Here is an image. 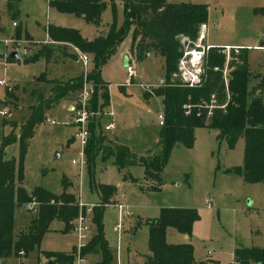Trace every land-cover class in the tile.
Listing matches in <instances>:
<instances>
[{
	"label": "rangeland",
	"instance_id": "1",
	"mask_svg": "<svg viewBox=\"0 0 264 264\" xmlns=\"http://www.w3.org/2000/svg\"><path fill=\"white\" fill-rule=\"evenodd\" d=\"M165 1L206 5L208 20L200 28L194 48H204L206 39L209 46H227L226 54L230 48L247 49L249 72L264 78V14L260 12L264 8V0ZM106 3L107 8L97 27L81 17L59 12L48 5V0H0V40L16 37L31 41L25 58L49 46L54 47L57 58L66 59L62 57L67 56L66 48L48 43L47 27L75 29L82 36L91 38L106 29L112 20L118 25L123 22L121 0H106ZM13 23L19 27L14 28ZM18 33L20 37L16 36ZM129 38L121 43L100 70L102 81L106 86L110 84L109 102L115 109L118 126L114 135L104 133L103 136L107 140L105 144L127 149L136 161L120 170L113 157L103 160L99 154L90 170L87 165L81 171L79 166L72 165L79 152L75 137L77 130L72 125L71 114L66 110V100L62 99L46 110L43 121L34 127L23 158L21 186L28 192L40 187L54 196L63 192L75 196L84 206V225L89 228L87 242L95 232L91 211L93 206L101 203L99 187H110L111 193L103 208L102 226L112 254L111 264H141V256L150 253L145 222L158 217L163 208L197 210L199 220L187 236V243L193 246V257L197 261L231 264L236 245L264 247V184L245 183L239 175L227 172L243 163V137H239L234 148L229 149L224 140L217 139L216 131L196 128L192 147L177 145L172 149L158 183L146 177L140 160H149L161 151L157 143L160 129L157 117L162 113V106L160 98L152 94L166 80V67L164 57L157 52L150 53L140 63L126 55ZM179 39L184 51L181 57L184 70L199 77L202 57L188 48L184 37L179 36ZM10 51V47L6 51L0 49V81L6 83L0 86V101H6L7 95H10L6 107L0 103V111L5 112V116H0V138L10 133L17 138L20 125L26 123L32 114L31 106L36 105L38 99L48 100L47 79L67 82L83 74L80 64L67 59L60 61L56 57L48 61L44 57L30 62H24V58L8 61L6 57ZM126 57L141 75L140 80L135 79L132 85L127 86ZM91 70L92 63H89L88 72ZM180 72L178 69V76L182 79ZM38 78H41L40 82H37ZM257 81L254 79L253 85ZM262 98L264 103V89ZM47 119L54 123H48ZM5 121L17 122V126L3 125ZM18 152L19 142L15 140L4 149V156L6 159L17 158ZM207 199L211 201V208L205 205ZM117 205L127 207L130 216L119 221ZM34 215L35 212L24 206L18 207L14 212V232L25 229ZM117 223L120 224L119 230L116 229ZM77 226L78 222L74 221L73 228ZM73 228L64 232V224L54 220L38 249L27 258L10 257L4 264H48L40 253H71L77 250L78 236ZM171 231V243L185 241L183 237L186 235L174 229ZM84 258L85 264H97L99 259L92 254Z\"/></svg>",
	"mask_w": 264,
	"mask_h": 264
},
{
	"label": "trees",
	"instance_id": "2",
	"mask_svg": "<svg viewBox=\"0 0 264 264\" xmlns=\"http://www.w3.org/2000/svg\"><path fill=\"white\" fill-rule=\"evenodd\" d=\"M121 2L124 15L122 24L118 25L112 20L92 40L84 38L75 29L53 25L46 29L47 37L57 43V47L67 49L72 46L91 57L92 70L87 79L92 82L94 93L89 101L90 110L102 112L109 105L108 86L102 81L100 70L121 43L130 37L129 55L135 61L140 63L150 53L157 52L164 57L166 67V80L152 94L160 98L164 118L158 133L161 151L149 160H140L146 177L158 183L172 149L177 145L192 147L194 130L206 128L216 131L217 139L224 140L229 149L234 148L239 137H243V163L227 172L239 175L245 183H264V78L249 72L247 49L230 48L226 54V48L208 47L202 57L199 83L189 87L178 76V63L184 52L179 36L187 40L188 48L195 49L200 28L208 20L207 6L171 4L165 0ZM48 5L59 12L81 17L97 27L107 8L106 0H48ZM260 12L264 14V8ZM16 36L20 37L19 33ZM53 49L45 47L23 61L30 62L39 57L48 61L56 56ZM62 57L75 59L71 53ZM254 79L258 81L253 85ZM47 85V91L50 92L48 100L38 99L37 104L31 106L32 114L26 123L20 125L19 136L16 138L10 133L0 138V259L4 261L10 257L27 258L38 249L54 220L62 222L64 232H67L72 230L73 222L82 213L83 207H80L79 200L71 194L63 192L54 196L40 187L28 192L20 183L27 142L33 136L35 125L42 122L45 111L60 100L77 99L83 86V77L81 75L67 82L48 81ZM3 125L15 128L17 123L5 121ZM100 128L99 119L91 121L88 126L90 138L85 157L89 170L99 154L103 160L113 157L120 170L136 161L127 149L105 144L107 140ZM15 140L19 142L18 157L6 159L4 149ZM99 189L101 203L93 206L91 211L95 232L80 249V255L92 254L99 257L97 264H111L112 254L102 226L103 208L111 188L100 186ZM33 199L38 203L37 213L25 229L15 233V210ZM198 220L197 210L190 208H163L158 217L147 219L145 223L148 227L150 254L144 256L142 264H206L194 259L190 243L169 244L166 240L168 229L190 236ZM76 252H42L40 255L48 263L74 264ZM231 264H264V247H236Z\"/></svg>",
	"mask_w": 264,
	"mask_h": 264
},
{
	"label": "built area",
	"instance_id": "3",
	"mask_svg": "<svg viewBox=\"0 0 264 264\" xmlns=\"http://www.w3.org/2000/svg\"><path fill=\"white\" fill-rule=\"evenodd\" d=\"M17 23H13V26L15 27ZM48 38V37H47ZM31 41H28L26 38H16L12 37L10 39H4L0 40V49L3 51H6L8 47L11 48L12 52H16L19 56V59L27 57V47L30 44ZM48 43H54L48 38ZM72 47V46H71ZM74 54L76 55V61L82 66L83 68V86L78 93L76 102H75V108L73 111V118L72 123L76 127V139L78 141L79 145V152H78V158L75 160H72V165L79 166L80 171L82 168L86 165V157H85V149L87 147L89 138H90V132L88 130V126L91 121H96L102 117L106 118L107 121L105 125L101 128L104 132H112L115 128L114 124V113L112 110H103L102 112H94L90 110L89 107V101L94 93V86L92 82H90L87 79L88 76V64L91 63V57L87 54H84L80 52L77 48L72 47ZM19 50L22 51L21 55L19 54ZM208 50V46H205L201 50L199 49H193L194 54L195 52L197 55L203 57L205 53ZM198 51V52H197ZM8 53V52H7ZM189 54H192V52H188ZM192 54V55H194ZM22 56V57H21ZM6 59H8L6 57ZM190 63L192 62V59H190ZM184 61L180 59L178 69L180 72V77L182 78V82L186 83L189 87L195 86L197 83H199V77L196 74L190 73L189 71L184 70ZM126 72L129 75V80L127 82V85L132 84V81L138 78V75L135 71V68L127 63L126 64ZM200 75V74H199ZM6 84L3 81H0V86H5ZM140 87L145 88V86L140 85ZM10 90V89H8ZM1 115H4V112H0ZM163 115H158V124L161 127L163 125ZM50 123H54L53 121H49ZM205 205L210 208L211 207V201L205 200ZM25 209L29 211L35 212V214L38 211V203L36 200H32L29 203H26L23 205ZM80 207H84L80 204ZM118 212H119V221H121L123 218L130 215L129 210L125 206L117 205ZM76 222H78V226L74 227L73 230L76 232L78 236V249L76 253L75 262L76 264H85V258L84 256L80 255V249L83 248L87 242L88 237V226L84 225L85 217H83L82 213L77 218ZM116 229H120V224H116ZM4 260L0 259V264H4Z\"/></svg>",
	"mask_w": 264,
	"mask_h": 264
},
{
	"label": "crops",
	"instance_id": "4",
	"mask_svg": "<svg viewBox=\"0 0 264 264\" xmlns=\"http://www.w3.org/2000/svg\"><path fill=\"white\" fill-rule=\"evenodd\" d=\"M14 27V26H13ZM19 27V25L17 24L14 28H18ZM105 30V29H104ZM98 35V33H96V35H93V37H91V38H89V37H84V38H86V39H88V40H92V39H94L96 36ZM204 37V36H203ZM205 39V38H204ZM205 44H206V46H208V47H212V46H209L207 43H206V39H205ZM129 46H130V38H129V45H128V48H127V52H125V54L126 55H129ZM227 46H225L224 48H226ZM68 48H70V52H68ZM67 48V51H66V53H71V54H74V52H73V49H72V47H68ZM75 55V54H74ZM56 57V56H55ZM55 57H51V58H55ZM57 58V57H56ZM127 59H125V61H127V63H129V64H131L130 63V61L128 60V57H126ZM57 59H61L60 61H66V59H62V58H57ZM67 60H72L73 62H75V63H77V64H79L77 61H76V55H75V59H67ZM16 61H19V60H16ZM124 65H125V62H124ZM132 65V64H131ZM126 66V65H125ZM133 66V65H132ZM134 67V66H133ZM136 71V70H135ZM136 73H137V71H136ZM137 75H138V78L136 79V80H140V78H141V75H139L138 73H137ZM44 76V75H43ZM43 76L41 77V78H43ZM41 78H38L37 79V82H40V79ZM45 79H46V77H45ZM47 81H50V80H48L47 79ZM6 84V83H5ZM132 84H133V81H132ZM132 84H130V85H132ZM108 85V87H110V84H107ZM126 86H127V83L125 84ZM10 87H14V86H10ZM9 96L10 95H7V97H8V99L6 100V101H0V103L4 106V107H6V105H7V103H9ZM66 100V110L71 114V118H73V111H74V108H75V102H76V99L75 100H73V99H70V98H67V99H65ZM54 106H56V105H54ZM109 108V110H112L113 111V113H114V124H115V128H114V130L110 133V132H104L101 128L105 125V123H106V121H107V119L106 118H104V117H102V118H100L99 119V123L101 124V122H102V120H104V124L102 125L101 124V128H100V132H102L101 134L103 135L104 133H108V134H111V135H114L115 134V132L117 131V129H118V126H117V123H116V112H115V109L113 108V106H112V104L109 102V105L104 109V110H106V109H108ZM0 112H4V110L3 111H0ZM162 114V113H161ZM0 116H5V112H4V115H1L0 114ZM48 120L49 119H47V122H48ZM50 121V120H49ZM157 122H158V117H157ZM17 123V122H16ZM48 123H50V122H48ZM72 125H73V123H72ZM98 132H99V130H98ZM3 136H5V135H3ZM158 143V142H157ZM163 173V172H162ZM242 179V178H241ZM257 184H264V183H257ZM80 202V201H79ZM81 204V203H80ZM92 207V206H91ZM207 207V206H206ZM116 208H117V206H116ZM127 208V207H126ZM211 208V207H210ZM128 209V208H127ZM117 210H118V208H117ZM129 210V209H128ZM118 214H119V212H118ZM130 216V215H129ZM129 216H127V217H129ZM172 235H173V232L171 231V229H168L167 230V234H166V240H167V243H169V244H183V243H187V235L185 236V237H183V238H185L184 240V242H182V243H171V241H169V237H172ZM181 235H183V234H181ZM183 240V239H182ZM237 247V245L234 247V249ZM233 249V250H234ZM150 254V253H149ZM149 254H147V255H149ZM147 255H143V256H141V264L143 263V261H144V256H147ZM95 257H97V256H95ZM232 258H233V251H232ZM197 261V260H196Z\"/></svg>",
	"mask_w": 264,
	"mask_h": 264
},
{
	"label": "water",
	"instance_id": "5",
	"mask_svg": "<svg viewBox=\"0 0 264 264\" xmlns=\"http://www.w3.org/2000/svg\"><path fill=\"white\" fill-rule=\"evenodd\" d=\"M2 57V55L0 54V58ZM8 59H12V60H19V56L16 52H12L7 56ZM127 64V61H125V65ZM48 264H52V263H48Z\"/></svg>",
	"mask_w": 264,
	"mask_h": 264
}]
</instances>
